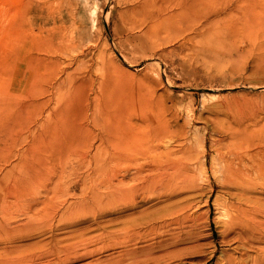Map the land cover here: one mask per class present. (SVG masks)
I'll return each mask as SVG.
<instances>
[{"label":"rangeland","instance_id":"obj_1","mask_svg":"<svg viewBox=\"0 0 264 264\" xmlns=\"http://www.w3.org/2000/svg\"><path fill=\"white\" fill-rule=\"evenodd\" d=\"M200 1L153 25L133 0H0V264L220 259L232 234L226 157L264 143V0ZM134 117L165 128L175 165L168 196L144 197L171 227L132 254L118 244L133 216L117 191L135 166L109 159L108 128L121 136ZM263 187L244 214L254 256Z\"/></svg>","mask_w":264,"mask_h":264},{"label":"bare ground","instance_id":"obj_2","mask_svg":"<svg viewBox=\"0 0 264 264\" xmlns=\"http://www.w3.org/2000/svg\"><path fill=\"white\" fill-rule=\"evenodd\" d=\"M133 1L136 8L146 14V17H143L144 21L147 20L151 24H156L157 22V24L168 23L170 25L178 23L176 16L184 12V10L186 11L188 6H200L201 3L200 0H157L158 3H156V8L154 6V8L150 9V6H152L151 0ZM169 7L176 8V10L168 11L167 9ZM134 28L137 27H135L134 25ZM161 129L164 131L165 128H161L160 125L159 127H156L152 119L148 117H134L132 119H129L127 121V124L122 128L121 136H118L116 126L108 128V136L110 135L111 138L108 145L109 159L112 161H116L119 164L123 163L129 168L135 166V170L123 175L125 179L121 178V180H124L123 183L126 184L121 185L122 187H120L117 191L119 198L121 197L122 204H124V212L127 213V215H131V217L133 216V222L129 221L128 219L126 220V218L128 217L124 216V219L126 221H129L130 223H127L128 225H122V228L124 227L123 231L125 229L126 230L124 234L122 233L123 238L119 237L120 240L118 244H120L121 247H117L121 248V251L124 250L128 253L136 251L139 248L137 246L138 243L142 240L145 241V243L151 240V242L153 243H158V241L155 240L161 238L164 232L170 229H166V227H171V222L167 221L170 219H165V222L161 220L162 222L160 223V218L158 219L156 215H154L153 217H149L153 214H150L148 211H146L148 210L147 207L153 206L156 199L154 196L153 198H148V201H146V199L144 198L145 196L147 197L151 195H148L147 193L155 190L160 191L159 193L153 192L155 194H160V196L157 195L158 197L166 196V191H168L166 190L167 186L172 185L170 181L172 180V168L174 167L175 163L172 160L173 157L170 156L171 151L168 146L165 147L162 142L158 140L159 133L160 131H162ZM248 141L249 143H251L253 139H249ZM247 154L248 156L235 155L230 159L226 157L227 165L224 168L223 180L224 186H227V188L231 192L230 197L232 198V200L227 205L226 213L228 214L227 225L230 228V231H232V234L230 235V238L228 240L226 239L229 247L227 246L228 248L223 250V252L221 253V257H219L220 259L217 260L214 264H264V253H258L254 256V254H252L251 252L252 248H254L255 246L253 243V240L255 238V234L253 235L254 229L251 227V225H249L248 220L244 218V214L247 212H245V208L246 204L248 203H246L248 191H250L251 188L253 189V187L255 188V186L257 185H262V187L264 186V143H258L257 150L255 152H248ZM129 179L132 180V182H125V180L129 181ZM124 219L121 220L120 218L119 221H124ZM111 232L109 233L110 235ZM157 243L155 244L157 245ZM142 248L140 247V249ZM146 249L147 248H145V250ZM138 255L139 254H136V256ZM128 256L132 255L128 254ZM121 259H123V257H121ZM134 259H136V257ZM123 260H125V258ZM118 261L121 262L122 260ZM133 262L136 261L133 260L131 263L133 264ZM111 264L115 263L111 262Z\"/></svg>","mask_w":264,"mask_h":264}]
</instances>
